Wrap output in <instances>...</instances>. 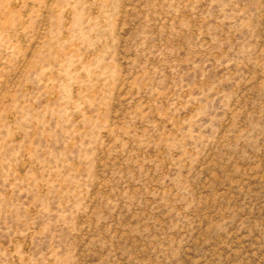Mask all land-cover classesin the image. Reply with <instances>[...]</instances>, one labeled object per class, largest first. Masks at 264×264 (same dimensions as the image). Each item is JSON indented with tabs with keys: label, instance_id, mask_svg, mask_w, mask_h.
I'll return each instance as SVG.
<instances>
[{
	"label": "rangeland",
	"instance_id": "obj_1",
	"mask_svg": "<svg viewBox=\"0 0 264 264\" xmlns=\"http://www.w3.org/2000/svg\"><path fill=\"white\" fill-rule=\"evenodd\" d=\"M0 264H264V0H0Z\"/></svg>",
	"mask_w": 264,
	"mask_h": 264
}]
</instances>
